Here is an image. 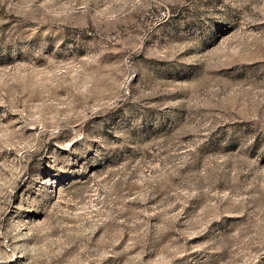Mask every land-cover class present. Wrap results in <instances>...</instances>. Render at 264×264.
<instances>
[{
  "label": "rangeland",
  "instance_id": "1",
  "mask_svg": "<svg viewBox=\"0 0 264 264\" xmlns=\"http://www.w3.org/2000/svg\"><path fill=\"white\" fill-rule=\"evenodd\" d=\"M0 264H264V0H0Z\"/></svg>",
  "mask_w": 264,
  "mask_h": 264
}]
</instances>
